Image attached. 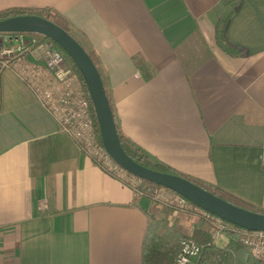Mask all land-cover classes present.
I'll return each instance as SVG.
<instances>
[{
	"label": "crops",
	"instance_id": "obj_1",
	"mask_svg": "<svg viewBox=\"0 0 264 264\" xmlns=\"http://www.w3.org/2000/svg\"><path fill=\"white\" fill-rule=\"evenodd\" d=\"M44 8L94 55L129 145L264 212V0H0ZM49 65L35 51L0 74V264H141L152 219L210 240L59 131L28 86Z\"/></svg>",
	"mask_w": 264,
	"mask_h": 264
},
{
	"label": "built area",
	"instance_id": "obj_2",
	"mask_svg": "<svg viewBox=\"0 0 264 264\" xmlns=\"http://www.w3.org/2000/svg\"><path fill=\"white\" fill-rule=\"evenodd\" d=\"M49 39L35 33H0V74L11 68L27 53L39 52L50 62V73L43 79L35 77L28 84L34 100L53 118L59 131L68 136L83 154L106 174L120 180L136 193L177 211L192 213L208 223L210 240L208 245L223 247L226 231L231 229L238 241L246 246L252 257L264 264V232L247 231L230 225L200 209L182 196L163 187L144 184L143 181L122 169L103 148L98 139L93 120L92 105L86 97L77 73L70 62L61 60L53 53ZM231 227V228H230ZM191 237L179 241L174 264H196L201 252Z\"/></svg>",
	"mask_w": 264,
	"mask_h": 264
},
{
	"label": "water",
	"instance_id": "obj_3",
	"mask_svg": "<svg viewBox=\"0 0 264 264\" xmlns=\"http://www.w3.org/2000/svg\"><path fill=\"white\" fill-rule=\"evenodd\" d=\"M0 33H35L57 45L72 61L86 86L100 142L109 156L131 175L182 196L220 220L247 231L264 232V213L231 204L197 184L179 176L146 168L122 149L109 99L95 63L83 47L64 29L44 17L16 15L0 20Z\"/></svg>",
	"mask_w": 264,
	"mask_h": 264
},
{
	"label": "trees",
	"instance_id": "obj_4",
	"mask_svg": "<svg viewBox=\"0 0 264 264\" xmlns=\"http://www.w3.org/2000/svg\"><path fill=\"white\" fill-rule=\"evenodd\" d=\"M37 15L40 17H44L48 19L49 21L53 22L57 26L64 29L67 33H70V30L64 21V19L58 15L56 12L51 11L48 8L40 9V10H33V9H6L0 11V20L16 16V15ZM72 36V35H71ZM73 37V36H72ZM75 39V38H74ZM76 40V39H75ZM77 41V40H76ZM78 42V41H77ZM79 43V42H78ZM80 44V43H79ZM81 45V44H80ZM82 46V45H81ZM83 47V46H82ZM84 49V48H83ZM87 52V51H86ZM90 58L92 59L93 63L96 65V59L94 55L91 52H87ZM65 54V53H64ZM67 60L72 65L73 70L77 73L79 76V79L82 83V86L84 88V91L86 93V97L90 102V98L86 89V86L84 84V81L77 70L76 66L72 63V61L66 56ZM91 104V102H90ZM110 104V102H109ZM110 107L112 109V106L110 104ZM93 120L95 123V129L97 132L98 139V129L97 124L94 118V114L92 113ZM120 145L124 152L136 163L146 167L150 168L152 170H156L159 172H165L170 173L174 175H179L194 184H197L201 188L211 192L213 195L230 202L231 204L257 212H262L249 203L219 189V188H211L203 183L186 177L185 175L178 173L174 171L173 169L166 167L160 163H153L149 161L146 154H144L139 149L133 148L131 145L127 143V141L120 135V133L117 131ZM144 184H150L146 181L142 180ZM161 223L156 222L155 220H151L149 223V226L147 227V232L145 234V238L142 244V253H141V264H174V258L178 252L179 245L178 241L181 238V234L177 233L173 230H168L164 235L159 234L158 231H160V225ZM234 227V226H233ZM231 228V227H230ZM226 235L229 238V244L226 248L223 250H215V248L211 245H208L209 237L206 232L196 230L193 235L192 239L197 242L199 245H202L201 252L199 254L198 259L196 260V264H260L258 261H256L248 248L244 245H242L238 239L237 235L234 231L231 229L226 231Z\"/></svg>",
	"mask_w": 264,
	"mask_h": 264
},
{
	"label": "rangeland",
	"instance_id": "obj_5",
	"mask_svg": "<svg viewBox=\"0 0 264 264\" xmlns=\"http://www.w3.org/2000/svg\"><path fill=\"white\" fill-rule=\"evenodd\" d=\"M51 46H52V48H53V51H54V55L55 56H59L60 58H61V60H66L67 58H66V55L64 54V52L57 46V45H55L54 43L53 44H51ZM155 202V201H154ZM153 220V219H152ZM161 230L160 231H158V233L159 234H165L166 232H168V229L166 228L165 229V224H162L161 223ZM182 238H185V236H182L181 235V238L180 239H182ZM180 241V240H179ZM179 241H178V245H179Z\"/></svg>",
	"mask_w": 264,
	"mask_h": 264
}]
</instances>
